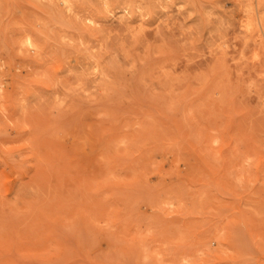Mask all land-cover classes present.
Wrapping results in <instances>:
<instances>
[{
  "label": "rangeland",
  "instance_id": "374dc122",
  "mask_svg": "<svg viewBox=\"0 0 264 264\" xmlns=\"http://www.w3.org/2000/svg\"><path fill=\"white\" fill-rule=\"evenodd\" d=\"M0 264H264V0H0Z\"/></svg>",
  "mask_w": 264,
  "mask_h": 264
}]
</instances>
